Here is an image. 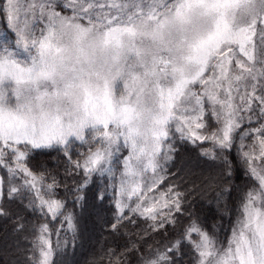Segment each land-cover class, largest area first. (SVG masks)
I'll list each match as a JSON object with an SVG mask.
<instances>
[{"label":"snow or ice","instance_id":"6c2138e0","mask_svg":"<svg viewBox=\"0 0 264 264\" xmlns=\"http://www.w3.org/2000/svg\"><path fill=\"white\" fill-rule=\"evenodd\" d=\"M7 5L14 40L0 32V168L6 172L0 200L22 195L13 183L21 174L24 187L36 190L30 154L62 149L71 159L78 141L88 152L83 164L75 162L85 177L77 191L93 173L115 178L113 159H120L117 209L123 213L124 201L135 196L132 211L153 221L163 216V227L175 223L168 218L181 211L180 194H162L165 214L157 211L160 201L145 206L144 189L150 192L158 183H148L146 174L155 177L161 160L175 151L172 132L193 142L211 140L220 149L212 158L222 157L226 166L235 136L243 142L254 135L259 156L247 151L243 156L256 185L247 192L231 235L220 241L194 222L184 237L195 264H264V164L258 169L253 163L264 160V0H65L62 5L7 0ZM65 9L71 14H62ZM43 20L47 23L39 26ZM206 113L220 125L211 135L199 131L206 127ZM254 119L260 126L245 130V122ZM124 150L126 156L117 155ZM35 195L46 215H63L62 201L45 199L38 190ZM9 214L0 204V217ZM64 220L74 230L72 217ZM193 234L199 239L193 241ZM182 247L178 240L143 264H177ZM34 249L32 264H53L47 224Z\"/></svg>","mask_w":264,"mask_h":264},{"label":"trees","instance_id":"16d2710c","mask_svg":"<svg viewBox=\"0 0 264 264\" xmlns=\"http://www.w3.org/2000/svg\"><path fill=\"white\" fill-rule=\"evenodd\" d=\"M3 5L4 0H0L2 26ZM174 147L171 158L161 160L160 172L165 177V188L169 183L183 192L181 211L175 223L162 229L153 228L143 217L133 214L131 202L124 207L123 213L117 209L123 166L120 159H115V178L93 173L87 187L78 192V185L85 177L83 169L77 168L75 162L83 164L87 144L75 142L69 152L71 159L62 149L34 151L27 165L37 176L36 190L24 187V178L20 176L22 195L13 201L0 200L10 213L0 217V264H32L37 255L36 237L41 225L45 224L54 249L53 264H143L144 258H155L158 251L164 252L178 240L183 247L177 253V264H195L192 244L184 237L186 229L195 222L220 241H226L233 222L240 215L244 197L255 187L256 181L250 178L243 150L235 142L226 153L227 166L222 157L212 158L211 153H219L220 149L209 142L190 145L181 141ZM206 150L211 151L209 155L204 154ZM124 154L125 151L118 156ZM50 184H53L51 189L48 188ZM37 190L45 199L62 201L63 215L52 219L51 214H45L46 208L41 211L35 195ZM85 193V199H77ZM99 193L105 196L102 201L96 198ZM32 200L35 205L29 207ZM68 215L72 217L74 230L69 229L64 220ZM19 224L24 228L17 231ZM113 224H116L115 229ZM192 240L198 237L193 234Z\"/></svg>","mask_w":264,"mask_h":264},{"label":"rangeland","instance_id":"374dc122","mask_svg":"<svg viewBox=\"0 0 264 264\" xmlns=\"http://www.w3.org/2000/svg\"><path fill=\"white\" fill-rule=\"evenodd\" d=\"M64 2H65V0H60L59 3H56V4L57 5H62ZM7 6H8L7 5V0H4V5L2 7V13H3V18H4V25L3 26L0 25V32L7 33L8 34V37H9V40H14V34L9 30V27H8L9 21L7 19V13L5 11V9L7 8ZM59 10L60 9L57 8V11H59ZM62 14H64V15H70L71 13H70V10L65 9L64 12H62ZM45 23H47V21L46 20H43V21L38 22V25L39 26H42ZM17 51H19V49H17ZM204 121L206 123V127L204 129L199 130L201 132V134L211 135L213 132H215L220 127V125L217 124L216 119L211 114H209V113H206L205 114ZM259 126H260L259 121L255 120V119L253 120V122L251 123V125L248 124L247 122H245V125H244L245 130H248V129L253 128V127H259ZM181 141H183V142H185L187 144H190V145H196L198 143H201V141H195V142H193L190 139H181V134L173 131L172 134H171V136H170V142H171V144L174 145V144H176L178 142H181ZM203 142L204 143L205 142L206 143L209 142L210 144L213 145V143H212L211 140H205ZM234 142L238 146H240V148H241V143H243V145H244V147L242 148L243 152H246L247 151V152H250V153H254L255 156H257V157L259 156V151H260L259 143L255 139V136L254 135L253 136L246 137L243 140V142H241L239 136H235L233 143ZM124 151H125L124 156H126L127 155V151L126 150H124ZM165 151H167V147H165ZM210 152L211 151L209 150V153ZM115 159L116 158L113 159V164H112L113 169H114ZM121 162H122V160H121ZM253 163L259 169V167L262 164H264V160L254 159L253 160ZM106 175H108V174H106ZM20 176H23V175L21 174V175L17 176L15 178V180L13 181V183L16 186H18V187H21V183H22V179H21ZM164 178H165L164 177V174H163L162 171L160 172V170H158V172H157V174H156L155 177H153V174L151 173V171H149L146 174V180H147V182L148 183H151V181L153 179H156L158 181V183L155 185V187L153 188L152 191L149 192V191H147V189H144V192H145V196H146L145 206H150L153 200L160 201V203L156 205L157 211L160 212V213H165L166 214L169 211V209L163 208V206H162L163 205V200L161 199L162 194H168V196L170 198L173 193H179L180 194V200H181V203H182V195H183V192L180 191L178 188H176L175 185H173V184L172 185H169V183H168V187L165 188ZM0 179H5L6 180V172H5V170L3 168H0ZM119 180H120V178H119ZM7 187H8V185H7V182H6L5 185H4V188L7 190ZM169 190H171V191H169ZM119 199H121L120 196H119ZM129 202H131L130 205H132L131 206V209H130L131 212L133 214H137L140 217H143L145 219V221L149 222L150 225L153 228H155V229H162L166 225L172 224V223H169V222H165L163 227H159V223H160L161 219H163V216H158V218H157L156 221H153L151 219H148L145 216L141 215L139 212L132 211V209H134L136 207L137 197L133 196L131 200H125L124 201L125 204H129ZM179 213L180 212L173 211L172 212V215L168 219L169 220H172V219L175 220V218L177 219V216H178ZM235 222H236V220L233 222L232 225H234ZM231 227H233V226H231ZM230 235H231V232L229 233V236ZM186 241L189 242L187 239H186Z\"/></svg>","mask_w":264,"mask_h":264}]
</instances>
